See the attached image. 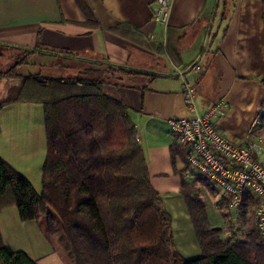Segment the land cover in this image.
I'll list each match as a JSON object with an SVG mask.
<instances>
[{
  "label": "crops",
  "instance_id": "1",
  "mask_svg": "<svg viewBox=\"0 0 264 264\" xmlns=\"http://www.w3.org/2000/svg\"><path fill=\"white\" fill-rule=\"evenodd\" d=\"M169 3L167 20L159 23L153 19L157 0H0V47L32 50L41 60L21 67L40 70L49 62L56 77L78 74L75 56L135 70L121 76L115 72L102 91L125 105L150 183L171 216L174 245L184 258L194 259L202 252L181 186L201 176L186 174L185 149L178 148L168 121L203 114L223 98L226 107L216 125L230 137L255 143L261 150L257 158L264 163V82L259 79L264 76V0ZM80 4L91 15L89 23ZM21 82V77L1 82L0 100ZM185 82L194 88L193 109L184 103ZM46 139L41 103L15 101L0 109V158L30 182L32 175L42 179ZM197 183L210 224L232 232L227 238L255 221L256 205L243 211L245 218L233 217L217 186ZM14 204L0 205L6 247L3 228L13 229L21 219L18 209L12 210Z\"/></svg>",
  "mask_w": 264,
  "mask_h": 264
},
{
  "label": "trees",
  "instance_id": "2",
  "mask_svg": "<svg viewBox=\"0 0 264 264\" xmlns=\"http://www.w3.org/2000/svg\"><path fill=\"white\" fill-rule=\"evenodd\" d=\"M75 57V76L24 75L0 100V109L15 101L41 103L47 138L39 192L0 158V205L11 189L19 217L36 220L64 264H264V235L255 221L230 238L210 224L196 187L209 184L204 177L181 186L202 254L186 259L178 252L135 125L125 105L102 91L115 72L135 70ZM256 204L246 193L241 210ZM0 264L39 263L23 250H8L0 234Z\"/></svg>",
  "mask_w": 264,
  "mask_h": 264
},
{
  "label": "built area",
  "instance_id": "3",
  "mask_svg": "<svg viewBox=\"0 0 264 264\" xmlns=\"http://www.w3.org/2000/svg\"><path fill=\"white\" fill-rule=\"evenodd\" d=\"M153 13L156 22L164 23L170 11L169 0H157ZM196 70H202L195 65ZM194 88L184 83V103L194 107ZM226 100L212 102L200 115L188 118H171L170 131L177 144L185 149L186 174L204 177L217 186L227 201V210L233 217L245 216L241 205L244 195L257 200L254 220L264 235V163L257 155L260 148L253 142H245L222 133L215 119L223 113Z\"/></svg>",
  "mask_w": 264,
  "mask_h": 264
},
{
  "label": "rangeland",
  "instance_id": "4",
  "mask_svg": "<svg viewBox=\"0 0 264 264\" xmlns=\"http://www.w3.org/2000/svg\"><path fill=\"white\" fill-rule=\"evenodd\" d=\"M35 56L36 55H34V53L31 51H16L7 47L3 49L2 47H0V81L3 82L4 80H6V84L8 82L12 83L16 78L18 79V77H21L22 79V77L26 74L28 75L35 73H41L44 75L56 77L57 72L51 68V65L48 66V61L46 66L42 67L40 70L37 69L35 66L21 67L22 63L41 60L40 57H38L40 58V60L35 59ZM42 61H44V59ZM10 78L11 80H14L10 81ZM29 179L31 180L34 189H37L39 191V189L41 188V178H35L34 175H32ZM12 198L13 195L11 194V189L8 188L6 193L3 195V201L5 204H13ZM11 207L12 210L17 213V208H15V204ZM16 220H18V223L17 226L13 229L9 226H6L10 224V221L8 224L5 225L6 227L3 228L5 242L8 244V247L13 249L8 250H23L28 255H31L35 259H38V261L42 264H59L56 262V258H59L61 255L58 254L57 251H54L52 245L47 242V240L43 236V232H41L42 230L38 223L36 221L29 220ZM226 233L231 234L232 232L226 231V228H224L223 237L225 238H227Z\"/></svg>",
  "mask_w": 264,
  "mask_h": 264
}]
</instances>
